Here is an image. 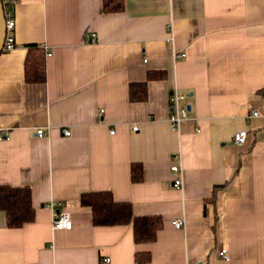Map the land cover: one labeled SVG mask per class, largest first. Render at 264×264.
<instances>
[{
    "label": "crops",
    "instance_id": "0c3cea01",
    "mask_svg": "<svg viewBox=\"0 0 264 264\" xmlns=\"http://www.w3.org/2000/svg\"><path fill=\"white\" fill-rule=\"evenodd\" d=\"M12 2L16 47L0 54V185L30 187L36 218L8 228L0 210V264H139L136 253L151 255L143 264H264V0H125L119 13H105L104 0ZM34 44L47 56L45 83L25 79ZM151 71L165 74L131 102V84ZM173 90L189 95L179 128ZM97 191L131 202L139 217L160 216L156 241L137 244L132 225H93L80 198ZM59 211L71 229H53Z\"/></svg>",
    "mask_w": 264,
    "mask_h": 264
},
{
    "label": "trees",
    "instance_id": "16d2710c",
    "mask_svg": "<svg viewBox=\"0 0 264 264\" xmlns=\"http://www.w3.org/2000/svg\"><path fill=\"white\" fill-rule=\"evenodd\" d=\"M5 7L13 9L12 0H3ZM125 0H104L105 13H119L123 11ZM6 52V51H4ZM25 61V79L28 83H45L47 81V56L43 47L38 44L28 47ZM164 72L148 74L147 80L132 83L129 90L131 102L145 101L148 96L149 81L162 79ZM260 93L264 98V89ZM143 179L141 165L132 166V180L140 182ZM81 206L91 208L92 221L95 226L132 225L134 228V241L137 244L152 243L156 241L158 231L163 227L160 216H137L131 202H121L114 198L112 191H97L84 193L80 198ZM0 210L7 216L8 228H22L27 223L35 221V208L32 201L30 187H16L0 185ZM136 261L139 264L151 260L149 253H136Z\"/></svg>",
    "mask_w": 264,
    "mask_h": 264
},
{
    "label": "built area",
    "instance_id": "2783aa9c",
    "mask_svg": "<svg viewBox=\"0 0 264 264\" xmlns=\"http://www.w3.org/2000/svg\"><path fill=\"white\" fill-rule=\"evenodd\" d=\"M4 14L6 18L5 28H7V34H6L5 41H4L5 46H4L3 51H11L16 47V42L14 40L15 14L12 8L5 7V3H4ZM96 39H97L96 33H92L87 36L86 40L89 43H92V42L94 43L97 41ZM182 56H185V54L177 55L176 59ZM170 95H171L170 97V101H171L170 123L172 124L174 128H179L181 127L182 122L189 117V114L191 111L189 105H186V106L182 105V101L186 99L187 97H189V95L180 94L178 90H173ZM256 116H259L258 110H254L253 113L251 114V117H256ZM139 129H140L139 126L134 127L135 132H137ZM65 133L67 135H70L71 132L66 131ZM114 133H115V130H112L111 134H114ZM37 134L39 136H43L46 134V132L44 129H38ZM247 135L248 133L245 130L235 133L233 136L235 144L238 146L243 145L248 138ZM173 160L174 162L171 165V168H172V172L176 174V178L174 179L175 186L178 188H183L184 186L183 169L179 165L180 158L179 156H175ZM172 224L178 229H182L185 227V222L183 219H176L172 222ZM72 226H73V221H72L71 214H68L66 212H60V211L55 213V217L53 221V229L69 230L72 228ZM221 253L224 259L229 260L230 258L229 253H227L225 249H222ZM103 264H111V258L106 257L104 259Z\"/></svg>",
    "mask_w": 264,
    "mask_h": 264
},
{
    "label": "water",
    "instance_id": "95a60500",
    "mask_svg": "<svg viewBox=\"0 0 264 264\" xmlns=\"http://www.w3.org/2000/svg\"><path fill=\"white\" fill-rule=\"evenodd\" d=\"M5 14H4V3L3 0H0V54L3 52L5 46V37L7 34V28H5Z\"/></svg>",
    "mask_w": 264,
    "mask_h": 264
}]
</instances>
